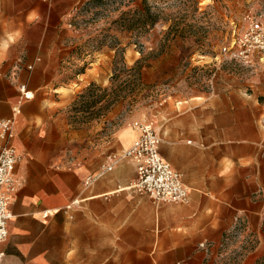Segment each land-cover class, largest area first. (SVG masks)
<instances>
[{
    "label": "crops",
    "instance_id": "0c3cea01",
    "mask_svg": "<svg viewBox=\"0 0 264 264\" xmlns=\"http://www.w3.org/2000/svg\"><path fill=\"white\" fill-rule=\"evenodd\" d=\"M78 1L0 0V119L13 117L19 103L28 123L17 132L14 120L20 157L2 264H264V78L153 104L159 152L188 188L185 203L156 202L134 188V162L115 155L137 137L135 121L111 135L99 167L68 161L78 142H64L62 125L55 140L50 135L52 112L71 102L55 82L75 54L64 35L48 37V29L61 30ZM16 57L30 70L10 71ZM89 80L83 72L71 82Z\"/></svg>",
    "mask_w": 264,
    "mask_h": 264
},
{
    "label": "rangeland",
    "instance_id": "374dc122",
    "mask_svg": "<svg viewBox=\"0 0 264 264\" xmlns=\"http://www.w3.org/2000/svg\"><path fill=\"white\" fill-rule=\"evenodd\" d=\"M147 2L157 21L146 29L136 24L126 28L142 0H79L61 30L48 29V37L64 35V45L75 54L55 82L63 87L59 93L71 94V102L56 106L47 123L53 140L61 131L55 126L62 125L64 142H78L67 153L69 162L90 159L99 167L112 149L111 135L130 120L151 123L152 106L160 99L191 89L210 92L217 83L264 78V53L251 63L215 59L224 58L222 48L243 31L246 16L264 20V0ZM23 63V57H16L10 71H29ZM83 72H88L89 83L76 87L71 81ZM14 107L16 131L22 132L28 123L19 103ZM124 151L116 157L123 158Z\"/></svg>",
    "mask_w": 264,
    "mask_h": 264
},
{
    "label": "built area",
    "instance_id": "2783aa9c",
    "mask_svg": "<svg viewBox=\"0 0 264 264\" xmlns=\"http://www.w3.org/2000/svg\"><path fill=\"white\" fill-rule=\"evenodd\" d=\"M241 33L231 42V46L222 48L224 58L218 60L242 61L251 63L256 54L264 53V20L248 15ZM24 91V87L21 89ZM133 126L138 135L125 151L124 157L134 162L136 179L134 188L149 195L156 202L185 203L188 200V188L182 181L181 174L162 157L159 152L160 138L148 121H135ZM14 137V119H0V244L7 237V223L11 218L8 203L17 189L12 177L19 160V153L12 144ZM111 165L102 167L110 170ZM88 177L85 184L91 183ZM206 248L205 243L199 245ZM4 253L0 249V264Z\"/></svg>",
    "mask_w": 264,
    "mask_h": 264
},
{
    "label": "trees",
    "instance_id": "16d2710c",
    "mask_svg": "<svg viewBox=\"0 0 264 264\" xmlns=\"http://www.w3.org/2000/svg\"><path fill=\"white\" fill-rule=\"evenodd\" d=\"M157 21V17L147 0H142L141 5L134 11V14L126 21L127 30L133 29L134 26H139L142 29L152 27ZM136 24V25H134Z\"/></svg>",
    "mask_w": 264,
    "mask_h": 264
},
{
    "label": "bare ground",
    "instance_id": "6f19581e",
    "mask_svg": "<svg viewBox=\"0 0 264 264\" xmlns=\"http://www.w3.org/2000/svg\"><path fill=\"white\" fill-rule=\"evenodd\" d=\"M23 96H25V97H31L32 96V92H30V91H24L23 92Z\"/></svg>",
    "mask_w": 264,
    "mask_h": 264
}]
</instances>
